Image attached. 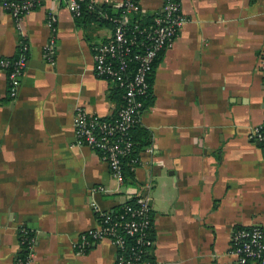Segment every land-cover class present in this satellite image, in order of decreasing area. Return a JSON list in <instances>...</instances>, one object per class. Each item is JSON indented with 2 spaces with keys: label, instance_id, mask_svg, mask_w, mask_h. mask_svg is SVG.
I'll list each match as a JSON object with an SVG mask.
<instances>
[{
  "label": "crops",
  "instance_id": "obj_1",
  "mask_svg": "<svg viewBox=\"0 0 264 264\" xmlns=\"http://www.w3.org/2000/svg\"><path fill=\"white\" fill-rule=\"evenodd\" d=\"M162 3L140 0L149 14ZM180 4L185 23L156 60L153 103L140 117L151 142L135 184L118 183L95 151L76 145L72 125L76 107L101 117L116 109L115 84L93 73L92 46L111 26L77 22L62 2L51 31L46 1L18 22L0 6V57L20 38L29 48L13 100L0 70V264H15L21 225L36 231L30 264H114L110 240L85 251L76 243L98 224L92 201L114 209L138 192L151 206L153 264H238L233 229H264V155L249 137L264 117V0ZM51 37L54 65L43 54Z\"/></svg>",
  "mask_w": 264,
  "mask_h": 264
},
{
  "label": "built area",
  "instance_id": "obj_2",
  "mask_svg": "<svg viewBox=\"0 0 264 264\" xmlns=\"http://www.w3.org/2000/svg\"><path fill=\"white\" fill-rule=\"evenodd\" d=\"M47 2V26L55 30L56 14L54 6L64 3L73 16L79 15L82 0H0V6L9 12L16 22ZM98 0H87L89 9L95 7ZM117 7L123 13L114 19L110 37L93 46V73L122 89L123 103L116 112L113 121L83 107H76L72 116L75 144L86 146L95 151L109 168L110 175L118 183H123L124 159L130 154L132 140L129 129L140 122L143 112L141 97L147 95L150 84L148 78L152 74L158 56L170 49L185 23L180 0H163V3L147 27L131 23V16L141 13L140 0H121ZM106 16V14H103ZM55 42L51 37L43 47L45 60L55 64ZM20 51L18 59L11 65L8 59L0 58V70L10 65L8 75V93L13 100L19 90L21 76L28 60V43L24 38L18 40ZM133 64L129 68V64ZM264 65V62H263ZM264 90V78L262 81ZM249 137L259 144L264 155V117L263 121L250 129ZM132 164L139 161V156L130 159ZM131 169H135L134 165ZM96 191H104L105 187L96 186ZM134 204L123 203L122 212L113 215V210L104 209L92 201L91 207L99 217L95 228L88 229L79 235L76 246L85 251L100 240L108 239L116 248L114 264H149L146 254L154 246L152 237V214L148 199L140 192ZM132 241V242H129ZM35 239H32L26 264H30L34 256ZM230 251L235 255L238 264H264V229L260 226L233 229Z\"/></svg>",
  "mask_w": 264,
  "mask_h": 264
},
{
  "label": "trees",
  "instance_id": "obj_3",
  "mask_svg": "<svg viewBox=\"0 0 264 264\" xmlns=\"http://www.w3.org/2000/svg\"><path fill=\"white\" fill-rule=\"evenodd\" d=\"M123 13V9L122 7H117V6H109L106 3L103 4H97L95 5V7H93L92 9H89L87 6V0H82L80 2V9H79V15L74 16V19L77 22H81V23H87L89 21H95L98 22L100 24L105 23V24H109L112 27L114 19L119 17L120 15H122ZM103 14H106V16H104ZM155 13L153 14H149V13H138L135 15L131 16V23H138L140 26L142 27H147L148 25H150L152 23V19L154 17ZM94 46V45H93ZM92 46V48H93ZM93 50V49H92ZM20 51L17 48V52L9 57H0L1 59H8L9 63L12 65L19 57ZM156 64V62H155ZM133 64H129V68H132ZM11 66L9 65L7 67V69H5V73H6V93L7 96L10 100L11 97L9 96L8 93V88H9V84H8V75L10 72ZM154 71V69H153ZM153 71L152 74L150 75V77L148 78V82L150 84L149 90L147 95L143 96L140 98V100L142 101L143 104V111L149 107L152 103H153V96H152V80H153ZM23 75V74H22ZM22 77V76H21ZM101 78V77H99ZM104 79V78H102ZM106 80V79H105ZM108 81V80H107ZM113 96L116 97L115 101H116V109L113 111L112 115L110 117H106L108 120L113 121L116 118V112L118 110V108L122 105L123 103V99H122V89L120 87H118L117 85H115L113 91ZM129 136L132 140V149L129 155H127V157H125L124 159V164L122 166V170H123V183L126 184H135V169L137 168V166H139V162H137L136 164H132L130 162V159L136 156H139V152L142 148H144L146 145H148L151 142V133L150 131L145 128L144 126H142V124L136 123L133 124L130 129H129ZM134 165L135 169H131V166ZM136 200V197L131 198L130 200H128L126 203H130V204H134ZM122 204L115 207L113 210V215H116L120 212H122ZM152 214V212H151ZM96 219L97 222L99 219V217L96 215ZM36 238V231L34 229L29 228L28 226L25 225H21L18 229V243H19V247H20V252L18 254V257L16 258L15 264H26V259H27V255L29 253L30 250V245L32 243V239ZM129 242H132L129 240ZM149 254H146V258L149 259L150 263L153 264L152 257L148 256Z\"/></svg>",
  "mask_w": 264,
  "mask_h": 264
}]
</instances>
